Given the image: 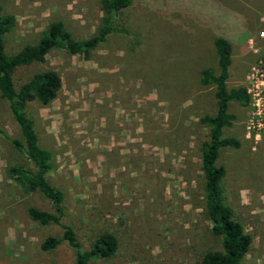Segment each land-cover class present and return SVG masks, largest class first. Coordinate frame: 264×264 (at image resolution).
I'll return each mask as SVG.
<instances>
[{
  "label": "rangeland",
  "instance_id": "1",
  "mask_svg": "<svg viewBox=\"0 0 264 264\" xmlns=\"http://www.w3.org/2000/svg\"><path fill=\"white\" fill-rule=\"evenodd\" d=\"M15 18L4 36L13 55L36 44L54 21L76 40L95 35L106 16L102 0H1ZM108 35L89 57L53 47L43 61L12 73L18 89L34 73L55 70L62 85L49 104L34 100L26 113L39 144L53 152L49 182L63 193L62 221L89 250L102 234L116 237L113 256L88 264H203L220 250L205 212L201 147L209 139L199 119L216 112L215 85L201 83V70L218 74L217 37L232 47L227 86H245L264 52V0H133L116 13ZM249 105L230 101L235 115L223 136L239 140L220 148L216 163L226 203L253 238L241 264H264V136L247 134ZM0 128L23 143L0 95ZM33 163L0 134V264H75L66 241L43 250L57 224L32 220L30 206L53 212L39 191L25 192L9 168Z\"/></svg>",
  "mask_w": 264,
  "mask_h": 264
},
{
  "label": "trees",
  "instance_id": "2",
  "mask_svg": "<svg viewBox=\"0 0 264 264\" xmlns=\"http://www.w3.org/2000/svg\"><path fill=\"white\" fill-rule=\"evenodd\" d=\"M1 1V0H0ZM133 0H102V9L106 16L97 33L83 40H76L67 30L62 21L50 23L44 30L39 41L32 45H25L13 55L5 52L4 36L14 26L15 18L2 11L0 3V95L9 103L10 112L23 136V143L10 138L6 131L0 128V134L11 139L12 143L33 163L34 170L17 165L9 168L10 175L23 183L25 192L39 191L52 204L53 212L30 206L28 216L39 224H57L63 229L60 237H47L41 244L43 250H52L60 242L66 241L75 249V264H88L92 259L113 256L117 249L116 237L111 233L100 235L89 250H81L74 229L62 221L63 193L52 185L47 174L54 168L53 152L42 147L32 119L26 113L29 102L37 100L41 104H49L61 88L60 75L52 69L34 73L18 89H15L12 73L19 66L43 61L46 53L53 47H66L72 53H81L89 57L91 51L104 43L108 35L122 31L114 27L116 13L132 4ZM218 56L219 72L216 74L211 68L201 70V83L215 85L216 112L200 117V123L208 127L209 139L201 147V168L204 176L205 212L212 222L211 232L220 237L221 249L208 250L204 253L203 264H241L253 241L252 236L244 230L243 225L234 218L232 208L226 203L222 179L226 170L216 163L219 150L225 146L237 147L238 139L223 136V128L232 125L235 115L228 111L230 101H236L241 106H247L249 97L243 86L228 87V67L231 63V44L223 37L214 41Z\"/></svg>",
  "mask_w": 264,
  "mask_h": 264
},
{
  "label": "built area",
  "instance_id": "3",
  "mask_svg": "<svg viewBox=\"0 0 264 264\" xmlns=\"http://www.w3.org/2000/svg\"><path fill=\"white\" fill-rule=\"evenodd\" d=\"M258 38L264 39V30ZM243 86L249 97V114L245 123L247 134L256 139L264 136V52L257 57L246 75Z\"/></svg>",
  "mask_w": 264,
  "mask_h": 264
}]
</instances>
